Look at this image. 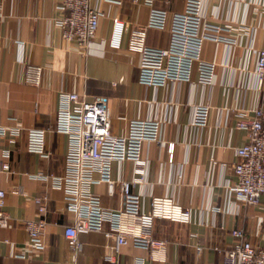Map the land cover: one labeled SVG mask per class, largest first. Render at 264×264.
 Here are the masks:
<instances>
[{
    "label": "crops",
    "instance_id": "0c3cea01",
    "mask_svg": "<svg viewBox=\"0 0 264 264\" xmlns=\"http://www.w3.org/2000/svg\"><path fill=\"white\" fill-rule=\"evenodd\" d=\"M185 0H89L100 10L93 49L83 52L75 41L62 38L57 20L62 16L63 0H0V125L11 127L18 122L23 128L13 140L0 138V189L5 192L4 211L8 224L0 229V264H222L226 250L235 239L230 230L241 229L246 240L263 244L264 193L257 205H239L229 194V185L236 182L232 171V148L247 140L246 131L236 128L242 113L264 106V82L253 72L256 51L264 44V0H207L204 14L208 20L232 25L245 22L256 28L254 48L248 70H244V40L234 47L206 41L202 56L213 60L215 82L202 88L192 83H171L168 87L141 86L138 98H131L130 86L138 80L139 54L126 48L107 45L112 20L118 18L131 27H143L151 8L181 12ZM167 29L148 28L146 44L164 48L168 44ZM27 65L42 68L38 86L26 84L23 69ZM195 78L196 75L194 74ZM76 92L86 99L105 97L110 105V132L126 133L128 122L149 119L155 114L165 118L160 141L145 142L143 157L148 160L146 181L133 187L143 196L142 208H149V196L173 195L188 207V224L155 220L153 236L167 241L163 254L150 260L147 250L131 245L112 250L113 239L104 231L77 235L78 249L71 250L62 227L74 219L65 211L62 190L50 180L31 176L62 175L67 152V135L55 129L58 94ZM210 107L206 126H192L194 106ZM15 119V121H13ZM44 133L46 157L27 150V130ZM173 144L168 161L167 146ZM8 151L9 156L1 154ZM7 170H1L2 165ZM129 161L111 164L113 180L132 177ZM96 176V174H94ZM107 209L120 206L118 192L110 195L105 182L90 185ZM45 199L47 225L44 248L29 244L22 220L34 218V197ZM197 247L201 250L197 251Z\"/></svg>",
    "mask_w": 264,
    "mask_h": 264
},
{
    "label": "built area",
    "instance_id": "2783aa9c",
    "mask_svg": "<svg viewBox=\"0 0 264 264\" xmlns=\"http://www.w3.org/2000/svg\"><path fill=\"white\" fill-rule=\"evenodd\" d=\"M207 0H185L181 12L151 8L148 22L143 27L134 28L124 21L114 18L107 38L112 50H120L126 38V48L139 54L138 80L130 86L131 98H138L141 86L168 87L171 83H192L205 88L215 82V62L202 56L206 41L222 43L229 47L241 45L244 40V70H248L254 48L252 40L256 28L245 22L232 25L214 23L204 14ZM150 4L152 0H145ZM62 16L57 20L61 36L67 41H75L79 48L90 53L98 28L100 10L89 0H63ZM167 29L168 44L164 48H153L146 44L148 28ZM1 70V49H0ZM42 68L27 65L22 79L26 84L38 86ZM253 72L259 83L264 82V44L256 51ZM196 75L194 78L193 75ZM210 107L196 105L192 111V126L204 127L207 124ZM251 115L242 113L236 121V128L246 131L247 140L241 146L232 148V171L236 182L229 185L235 203L257 205L264 193V106L257 105ZM15 121V119H13ZM165 118L155 114L149 119H136L128 122L126 133L114 136L110 132V105L105 97L92 100L76 92H60L55 119V129L68 137L65 154V168L62 175L37 173L32 179L50 180L51 184L63 192L65 211L74 219L73 223L62 227V233L74 252L78 249L77 235L89 231H104L114 244L112 250L131 245L147 250L150 260L163 254L167 241L153 236L155 220H167L188 224L191 212L177 202L173 195L149 196V208H142L143 196L133 191L136 184L146 181L148 160L143 157L145 142L159 143L160 130ZM23 128L18 122L14 126L0 125V138L15 139ZM27 150L46 157L44 133L40 129L27 130ZM173 144L167 146L168 161L172 158ZM8 157V151L1 154ZM132 163V177L129 180L111 178L112 162ZM1 170H7L6 165ZM96 174V176H94ZM105 182L108 192H118L120 206L105 208L99 195L90 190V185ZM5 192L0 189V229L8 224L9 216L4 211ZM36 216L22 220L29 237V244L37 249L44 248L43 236L47 222V206L44 197H34ZM264 219L258 220L263 226ZM235 239L234 245L224 252L222 264H264V240L262 245H253L246 240L241 229L230 230ZM264 239V238H263ZM201 248L197 247V251ZM60 264H67L62 262ZM136 264H144L139 259Z\"/></svg>",
    "mask_w": 264,
    "mask_h": 264
}]
</instances>
